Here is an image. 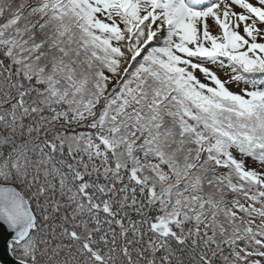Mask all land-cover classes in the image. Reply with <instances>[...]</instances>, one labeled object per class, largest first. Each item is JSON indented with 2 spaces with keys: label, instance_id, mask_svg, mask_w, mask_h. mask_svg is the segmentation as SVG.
Masks as SVG:
<instances>
[{
  "label": "snow or ice",
  "instance_id": "6c2138e0",
  "mask_svg": "<svg viewBox=\"0 0 264 264\" xmlns=\"http://www.w3.org/2000/svg\"><path fill=\"white\" fill-rule=\"evenodd\" d=\"M0 250L264 264V0H0Z\"/></svg>",
  "mask_w": 264,
  "mask_h": 264
},
{
  "label": "water",
  "instance_id": "95a60500",
  "mask_svg": "<svg viewBox=\"0 0 264 264\" xmlns=\"http://www.w3.org/2000/svg\"><path fill=\"white\" fill-rule=\"evenodd\" d=\"M2 254H3V253H2V250H0V255H2ZM4 259H5V260H10V257L5 256Z\"/></svg>",
  "mask_w": 264,
  "mask_h": 264
}]
</instances>
